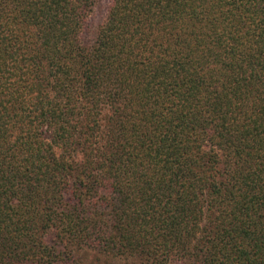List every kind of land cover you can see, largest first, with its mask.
<instances>
[{"label": "trees", "instance_id": "trees-1", "mask_svg": "<svg viewBox=\"0 0 264 264\" xmlns=\"http://www.w3.org/2000/svg\"><path fill=\"white\" fill-rule=\"evenodd\" d=\"M0 264H264V0H0Z\"/></svg>", "mask_w": 264, "mask_h": 264}, {"label": "rangeland", "instance_id": "rangeland-1", "mask_svg": "<svg viewBox=\"0 0 264 264\" xmlns=\"http://www.w3.org/2000/svg\"><path fill=\"white\" fill-rule=\"evenodd\" d=\"M104 7H105V4H103V2L101 3V6H99L95 11L94 13L92 14V17H91V23L93 25H96L97 22H99V20L101 19L102 15H103V12H104Z\"/></svg>", "mask_w": 264, "mask_h": 264}]
</instances>
